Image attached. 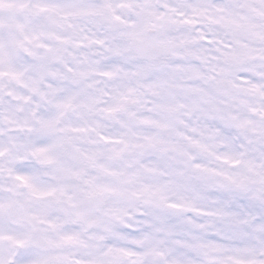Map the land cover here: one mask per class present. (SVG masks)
I'll use <instances>...</instances> for the list:
<instances>
[{
    "label": "snow or ice",
    "instance_id": "1",
    "mask_svg": "<svg viewBox=\"0 0 264 264\" xmlns=\"http://www.w3.org/2000/svg\"><path fill=\"white\" fill-rule=\"evenodd\" d=\"M0 264H264V0H0Z\"/></svg>",
    "mask_w": 264,
    "mask_h": 264
}]
</instances>
